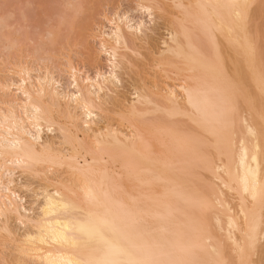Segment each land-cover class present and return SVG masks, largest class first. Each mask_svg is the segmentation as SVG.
Segmentation results:
<instances>
[{
    "label": "bare ground",
    "instance_id": "6f19581e",
    "mask_svg": "<svg viewBox=\"0 0 264 264\" xmlns=\"http://www.w3.org/2000/svg\"><path fill=\"white\" fill-rule=\"evenodd\" d=\"M46 3L33 22L56 18L44 29L70 82L27 61L38 35L9 19L20 56L9 49L0 80V264H264V0H135V22L113 7L91 33L109 64L95 75L67 45L93 4L53 17ZM135 67L131 98L121 73ZM17 172L38 179L37 209Z\"/></svg>",
    "mask_w": 264,
    "mask_h": 264
},
{
    "label": "rangeland",
    "instance_id": "374dc122",
    "mask_svg": "<svg viewBox=\"0 0 264 264\" xmlns=\"http://www.w3.org/2000/svg\"><path fill=\"white\" fill-rule=\"evenodd\" d=\"M39 1V2H38ZM43 2V4H44V2H47L46 4H48L52 9H55L54 8V6L55 7H57L59 4L61 5V7H59L58 6V8H59V11H60V9H65L66 10V8L69 6L70 7V9L71 10H73L72 8L75 6V5H78L79 3L81 4V5H83L84 3L86 4V1H88V2H90L91 1V3H89L90 5L91 4H93V5H91V6H93V10L92 9H87L86 8V11H85V9L83 10V11H81V12H79L78 14V16H77V19L76 20H74V22L76 23L75 25L76 26H78L79 27V25L80 24H82V26L84 27H86V30H83L82 31V33L81 34H84V36L82 35V38H84V39H82V38H79V35H77L76 34V32H77V29H78V27H76L77 29L76 30H74L73 32L74 33H72V36H73V38H71L72 40L71 41H69V43L70 44H67V45H69V47H70V45L72 46V48L71 49H73L72 51H71V53H70V55L71 56H73L72 58H73V60L74 61H76V63L74 62V64H76V66H77V64H78V68H79V70L82 72V75H84V74H86V72H88L89 74H92V75H95L96 74V71L97 70H95L96 69V67H94L95 65H98V64H95V62L94 61H96L97 63H99V60H100V62L102 63H100V65L101 66H103V64H104V66H103V69H107L108 70V66L107 65H109L108 64V62H106L107 60V57L105 56V55H101L100 56V54L99 53H97V52H94V51H97L98 50V46L100 45L98 42V40L97 39H95V37L93 36V34H91V33H93V32H96V27H97V25L100 23V26H105L106 28H107V30L111 27V25H110V23L107 21V19L103 16L104 14V12L105 11H109L110 12V14L114 11V8L113 7H115V8H117V7H119V9H120V11L122 12H124V10H128L129 9V13L127 14L128 16H129V18L130 19H132L133 18V20H132V22H135L136 20L135 19H138L139 17H140V15L142 14L141 13V11H133L132 9H131V7H135V0H134V2L132 1H129V0H94V1H92V0H84L83 2L82 1H80V0H72L73 2H71L70 1V3L68 2L69 0H0V80L1 79H5V78H9V76L11 75L10 73H9V71H7V70H9V64H10V66H11V63H12V60L13 59H15L14 57H12L13 59H10L11 58V56L12 55H14V54H12V53H10V51H11V49H12V52L13 53H15V55H16V53L17 52H19V50L17 51V48L13 45V44H11V45H13V46H11L9 43V40H8V36L6 37V33L8 32L9 33V29H10V26H12L13 27V25H12V22H11V20H9V19H13V24L15 25V17H16V20H18L16 23V26L18 27H13V29H12V27H11V29L14 31V28H17V29H19V31H20V29H22V30H26V31H23V32H27L28 30V32H27V37H28V39L27 40H29L30 41V35L31 34H33V35H35V36H40V37H36L37 39H35V40H37L38 42H35V43H37V44H34V42L33 41H35L34 39L33 40H31L29 43H27V40H26V38H25V41H26V43L28 44V46H27V44L25 43V41H23V43H25L26 45H24L25 47H23L24 48V50L26 51V50H29V51H34L36 48L35 47H37V46H39V47H37L38 49H36L37 50V52L36 51H32V53L34 54V56H31V57H29V58H27L26 56L28 55V56H30V55H33L31 52L29 53V51H28V53H27V55H25L24 54V52H23V54L25 55H22L23 56V60L25 59V58H27V61H29L30 62V58H32V57H34V61L38 64V65H36V63H32V64H34V66H39L38 68H40V66L42 67L43 65H44V63L46 62L47 64H45L46 66L47 65H49L48 67H50V70L52 71V72H54L55 74H57L58 76H59V74H60V76L62 75V73H64L62 76H64V77H62L63 79H62V81L64 82V85L65 86H67V84L70 82V78H69V72H63V69L61 70V69H59V67L61 66V65H63V62H65V61H63V62H61L60 63V61H62V60H66V59H64L65 57H67V56H64V58H63V56H61V54L59 53V52H62V51H58L59 49H60V45L58 46L59 48L57 49V44H52L51 43V38H53V35H52V31L54 30V28H56V18H54L55 19V21H53V19H51L50 20V22H49V18L51 17L50 15H48V16H46L45 15V17L43 18L44 20L43 21H47L46 23L45 22H39V21H36V22H33L34 20L33 19H37V17H36V15H38V13H42V10H41V8L43 9V7L41 6V8H40V3H42ZM67 2V3H65V5H64V3L63 2ZM78 1H80V2H78ZM96 1V2H95ZM102 1H106V2H102ZM122 1V2H121ZM87 2V3H88ZM103 3V4H98V3ZM117 2H119V4L117 3ZM121 2V3H120ZM62 3V4H61ZM73 3H74V5H73ZM75 3H78V4H75ZM133 3H134V5H133ZM67 4V5H66ZM79 4V5H80ZM84 4V5H85ZM87 5V6H90V5ZM96 4H98V5H96ZM119 6H118V5ZM11 5H12V9H11ZM16 5H17V7H19V8H16ZM21 5L23 6V5H25V6H28L29 8L28 9H26L27 7H25L24 6V9L25 10H27V11H31L30 13V15H32V17L33 18H31L32 19V21H30L28 18H30V17H27V18H25V19H23L24 17V12H23V10L24 9H22L23 7H21ZM37 5H39V6H37ZM45 5V4H44ZM71 5V6H70ZM96 5V6H95ZM105 5H106V7H105ZM8 6L10 7V8H8ZM53 6V7H52ZM63 6H67L66 8L65 7H63ZM101 6H103L102 8H101ZM117 6V7H116ZM14 7H15V9H14ZM63 7V8H62ZM98 7V8H97ZM20 8L22 9V11L20 10ZM96 8V9H95ZM100 8L102 9L101 10V12H100ZM113 8V9H112ZM128 8V9H127ZM10 11H9V10ZM30 9V10H29ZM69 9V10H70ZM105 9V10H104ZM15 10V11H14ZM20 10V11H19ZM93 12H92V11ZM97 10V11H96ZM8 11V12H7ZM12 11H14V12H12ZM17 11V12H16ZM26 11V12H27ZM56 9L52 12V11H50L51 13H52V16H53V13H55L56 14ZM67 11H68V8H67ZM21 12V13H20ZM22 12H23V14H22ZM28 12V13H29ZM69 12V11H68ZM91 12V13H90ZM96 12V13H95ZM14 13H15V15H14ZM9 14V15H8ZM10 14H12L13 15V17L12 16H10ZM20 14H21V16H20ZM54 14V15H55ZM81 14H83V15H81ZM85 14V15H84ZM80 15L83 17V19H82V17H80ZM19 16V17H18ZM44 16V15H43ZM50 16V17H49ZM57 16V14L55 15V16H53V17H56ZM92 16V17H91ZM93 16H94V18H93ZM18 17V18H17ZM22 18V21L24 20L25 21V27L23 26L24 25V23L22 22V21H20L21 20V18ZM38 17H40V16H38ZM49 17V18H48ZM58 17V16H57ZM79 17H80V19H79ZM84 17H86V18H84ZM6 18H8V19H6ZM147 20H149V18H150V16L149 17H145ZM27 19H28V21H27ZM35 19V20H36ZM7 20V21H6ZM37 20H39V18L37 19ZM10 21V22H9ZM20 21V22H19ZM42 21V20H41ZM57 21H58V19H57ZM104 21V22H103ZM7 22H9V23H7ZM19 22V23H18ZM38 22V23H37ZM49 22V23H48ZM11 23V25L9 26V24ZM20 23H22L21 24V26H20ZM40 23V27H39V25H38V27H36V24H39ZM8 24V25H7ZM44 24V25H43ZM46 24V25H45ZM47 24H48V26H47ZM54 25V28L52 29V31H50V32H46V31H48V29L47 28H50V25ZM77 24H79V25H77ZM8 27H7V26ZM52 25H51V27H52ZM22 26H23V28H22ZM47 26V27H46ZM65 28H66V26L65 25H63ZM89 26V27H88ZM161 26V25H160ZM19 27H21V28H19ZM34 27H36V28H34ZM44 27H46L45 29H46V31H45V29H44ZM94 27H95V30H94ZM25 28V29H24ZM80 28V27H79ZM90 30H89V29ZM91 28H93V29H91ZM99 28V27H98ZM10 29V32L12 33L13 31ZM17 29L14 31V32H16L17 33ZM44 29V32H41V34H43L42 36H41V34H40V31H42ZM63 30H64V28H63ZM62 30V31H63ZM79 30V29H78ZM94 30V31H93ZM18 31V32H19ZM76 31V32H75ZM160 31H161V33H164V29L162 30V29H160L159 30V33H160ZM13 32V33H14ZM22 32V31H21ZM31 32V33H30ZM37 32H39V33H37ZM64 32H69L68 31V29H65V31ZM64 32H62V33H64ZM34 33H37V34H34ZM46 33V35H44ZM51 34L52 36H50L49 34ZM28 34H30L29 36H28ZM49 36H48V35ZM75 36H74V35ZM166 34V33H165ZM8 35V34H7ZM33 35H31L32 36V38H35ZM48 37V38H46V37ZM81 36V35H80ZM45 37V38H44ZM77 37L78 39H75V38ZM157 37H160V34H158V36ZM31 38V39H32ZM88 38V39H87ZM10 39V38H9ZM82 39V40H81ZM87 39V40H86ZM11 40V39H10ZM41 40V41H40ZM50 40V41H49ZM79 40H80V42H79ZM41 42V44H40V42ZM63 41V39L61 40V42ZM66 41V40H65ZM82 41V42H81ZM33 42V43H32ZM46 43V44H44V43ZM59 42V41H58ZM61 42H60V44H61ZM67 42V41H66ZM71 42H72V44H71ZM78 42V43H77ZM89 42V43H88ZM12 43V42H11ZM73 43H75V44H78V46L77 45H75V44H73ZM81 43H85V46L83 45H81ZM22 43H20V44H17V45H21ZM44 44V45H43ZM87 44V45H86ZM37 45V46H36ZM22 46L23 45H21V47H20V50H22V51H24L23 50V48H22ZM30 46L32 47H34L33 49L32 48H30ZM45 46H47V47H45ZM50 46V47H49ZM55 46H56V48H55ZM13 47V48H12ZM26 47L28 48L29 47V49H26ZM14 48H15V50L17 51V52H15V50H14ZM18 48H19V46H18ZM22 48V49H21ZM64 48H67V46L66 47H64ZM9 49H10V51H9ZM42 49H45L44 51H42L41 53L42 54H38L40 51L39 50H42ZM52 49V50H51ZM57 49V50H56ZM62 49H63V47H62ZM76 51H75V50ZM49 50H51V51H56V52H52V54H50L51 52L49 51ZM64 50H66L65 52L63 51V53H67V52H69L68 51V49H64ZM39 51V52H38ZM57 51H58V53H57ZM93 51V52H92ZM27 52V51H26ZM47 52V53H46ZM50 52V53H49ZM92 52V53H91ZM37 53V54H36ZM46 53V54H45ZM62 53V54H63ZM9 54H11V55H9ZM53 55L54 56V54H55V56H54V58H55V61H54V59L52 58L51 59V56H50V58H48V59H51V61H49L48 62V60L46 59V60H43V59H45V58H47V57H45V55ZM89 56H91L92 54V56H93V62L94 63H92V60H91V57H89ZM99 54V55H98ZM17 55H19V53H17ZM16 55V56H17ZM43 55H44V57H43ZM47 55V56H48ZM66 55V54H65ZM20 56V55H19ZM21 56V57H22ZM75 56V57H74ZM96 56V57H95ZM98 56V57H97ZM10 57V58H9ZM39 57H41L40 59H39ZM141 57V56H140ZM9 58V59H8ZM35 58H37V60H35ZM43 58V59H42ZM60 58H62V59H60ZM89 58H90V61H89ZM94 58L96 59V60H94ZM99 58V59H98ZM143 58V57H142ZM33 59V58H32ZM59 59H60V61H59ZM143 59H146L147 60V58H143ZM9 60L11 61L9 64L7 63V62H9ZM38 60H39V62H38ZM140 60L141 59H139V61H138V63L140 64L141 62H142V60H141V62H140ZM146 60H144L143 62L144 63H141V64H146V63H149V61L150 60H148L147 62H146ZM33 60L31 61V62H34ZM52 61H54V62H52ZM30 62V63H31ZM41 62V63H40ZM59 62L60 63V65H58L57 63ZM54 64V65H53ZM58 66H56V65ZM46 66H43L42 67V70H41V72H46V69H45V67ZM55 66V68H53ZM140 67H142L143 65H139ZM147 66H148V68H147ZM147 66H145L146 67V69L144 68V67H142L143 69H145L146 71H148L147 69H150V71L152 72V67H150L149 66V64H147ZM52 67V68H51ZM62 68H64L65 66L63 65V66H61ZM139 67V69H142V68H140ZM7 68V69H6ZM35 68H37V67H35ZM37 68V69H38ZM47 68V67H46ZM136 68H138V67H135L134 68V73H131L132 71L130 70L129 72L131 73V75H130V77H129V72H127L128 73V75L126 74V72H124V74L123 73H121V76L123 77V86H122V89L124 88V90L126 91V94H127V96L129 97H131L132 96V94L131 93H133V91L131 90V89H133L134 90V84H136L137 82L139 83V80L141 79V78H137V77H139L138 76V73H136L137 71V69ZM138 69V70H139ZM105 71V70H104ZM142 71V72H141ZM146 71H143V70H140V71H138V72H140V73H142L141 75H142V77H145L146 79H149L150 80V78H152V75H150L151 74V72L149 73V72H146ZM37 72V71H36ZM43 72V73H44ZM61 72V73H60ZM121 72H123V70L121 71ZM143 72L145 73V74H149L150 76H149V78H147L146 76H144V74H143ZM87 73V74H88ZM154 73V70H153V72H152V74ZM123 74V75H122ZM132 74H134V76L132 75ZM135 74H137V75H135ZM2 75H3V77H2ZM56 75V76H57ZM12 76V75H11ZM13 77V76H12ZM133 77H136V78H133ZM132 78H133V80H135V82L136 83H134L133 84V81H132ZM133 84V85H132ZM15 92V91H14ZM13 92V93H14ZM128 92V93H127ZM12 92H11V97L13 96L14 97V94H13ZM1 96L3 97V96H5V94H4V92H3V90L1 89V87H0V99H1ZM134 96V95H133ZM133 96L131 97V98H133ZM9 97V96H8ZM115 117H117V116H115ZM127 130V129H126ZM54 133V134H53ZM52 134H51V136H54L55 134H57V131H56V133H55V131L53 132ZM45 135H47V134H45ZM19 171H21L20 169H18ZM18 170H16V171H18ZM18 173V174H17ZM16 173V177H18V182L20 181V183H22V184H25L26 182V184L25 185H27L28 187H26V186H24V187H22V185H20V183H19V185H18V187H17V189H18V191H19V193L20 194H22V196L24 197V202L26 203V205H27V207H30V205L31 206H35L36 207V209H37V205L39 206V203L41 202V201H38L36 198H37V196H36V194L33 192L34 190H33V188L35 187V185L37 186L38 184H39V181H35V180H38L37 178H31L30 179V176H27L26 174H23V176H22V172H17ZM26 177H25V176ZM19 176H21V177H19ZM24 177V178H23ZM27 178H29L30 180H32V181H30L29 179H27ZM33 179H34V182H33ZM29 180V181H28ZM30 182H32V185L30 186V185H28V184H31ZM34 183V184H33ZM30 186V187H29ZM33 187V188H32ZM28 188V189H27ZM35 194V195H34ZM35 200V201H34ZM41 200V199H40ZM38 201V202H37ZM30 202H32V203H30ZM36 202V203H35ZM34 203V204H33ZM33 204V205H32ZM37 204V205H36ZM7 250V249H6Z\"/></svg>",
    "mask_w": 264,
    "mask_h": 264
}]
</instances>
